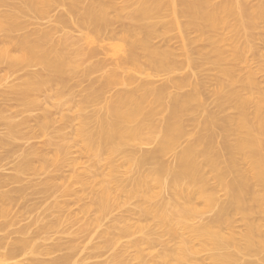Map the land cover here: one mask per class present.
<instances>
[{
  "label": "rangeland",
  "instance_id": "obj_1",
  "mask_svg": "<svg viewBox=\"0 0 264 264\" xmlns=\"http://www.w3.org/2000/svg\"><path fill=\"white\" fill-rule=\"evenodd\" d=\"M79 1L81 3L78 7L79 12H83L82 5L99 4V0ZM102 1L109 6L108 10L112 14L110 0ZM120 1L116 2L120 5L123 0ZM170 1L172 0H162L168 9ZM69 2V0H0V37L5 35L20 38L26 33L39 30L51 33V38L37 45L32 44V36L27 42L16 46L0 42V74L3 75L0 80V101L2 102V96L10 91L12 85L19 82L12 81V76H16V72L10 68L19 69L17 78L24 75V72L44 73L45 87L49 91L46 92L47 95L44 94L47 97H40L38 94L30 96V99L38 100L36 103L38 108L34 105L32 108L25 107L27 110L30 109L27 112L23 106L12 105L14 101L10 106L8 104L11 101L8 104L3 101L5 106L0 102V136L6 131L5 123H20L30 116L32 119V115L38 118L37 121L34 118L37 123L29 118L31 122L28 123L30 124L28 127L34 126L35 130L31 131L25 127L29 130L25 132L26 137L33 133L35 138L28 137L32 139L28 141V138L24 137L23 128L24 139L14 140L15 145L10 142V146H13L11 148L8 146L9 149L13 148L14 153L17 151L15 155L12 153L15 157L9 155L10 158L20 161L22 151L14 149L17 144L22 146L24 151L29 145L35 146L34 148L47 145L44 147V155L34 162L39 174L34 176L32 182H29L31 180L29 177H23L28 183H33L34 188L39 186L35 184L44 183L40 184L39 188L46 191L43 196L34 195V188H30V185V190L28 188L25 194L21 195L22 201L19 199L16 202L20 204L17 206L15 202L12 203L14 207L10 208L12 211L11 214L9 212L10 216L4 217L0 214V223L8 221V225L4 221L8 227L3 223L4 229L0 228L8 231V234L3 231L4 235H7L4 236L0 231V238L9 236L7 241L4 240L6 245L3 241L4 245H1V241L0 245L3 248L6 246L8 249H16L25 243L24 253L14 259L23 264H45L68 253L73 257L70 258V262L72 261L70 264H166L162 260L164 255L177 251L179 244L178 241H170L171 236L158 214L167 212L169 225L175 229L179 228L180 224L175 220L178 208L174 207L175 205H167L164 208L163 198L170 197L171 193L173 195L171 204L184 203V206H190L189 224L207 223L208 227H213L208 221L213 218L217 208L226 198L225 191L214 180L213 171L206 172L205 169V179L202 183L198 180H177L174 175L179 171L176 155L198 132L196 122H202L207 114L213 111L219 113L214 104L216 98L213 93L217 88L216 78H220V75L216 67L202 59L204 56L200 53L207 52L208 46L203 41L201 44L196 40L193 32L188 34L189 37L184 32L183 40L189 41L191 38L189 42L192 43L186 49L190 50L189 58L198 67L187 66L188 59L183 55L179 36L182 28L175 24L170 11L166 12L162 21L154 27L157 37L163 35L165 43L161 37L152 39V42L157 46L163 42L162 45L165 44L163 49H170L175 54L173 58L175 62L181 63V68L174 70L153 68L149 62L150 55H147L148 60L139 55L137 61L117 67L115 58L120 57L128 49L132 35L116 37L110 35L109 38L106 34L108 39L104 35L102 39L105 38L101 41L97 31L78 24L76 17L78 14L71 10ZM131 2V9L138 6V0ZM223 2L225 0L212 1L213 4ZM256 2L257 0H250L251 4ZM125 22L128 26L132 25ZM148 22L150 23V20ZM116 25L114 27H117ZM148 27L146 40L150 42V24ZM263 28L252 32L258 36L255 38L257 34H251L255 38L248 42L251 51L245 55V65L241 64V68L239 67L242 69L240 71L242 76L248 71L252 72L255 85L262 91H264ZM157 41L158 44H155ZM162 45L159 47H163ZM90 49L102 52L95 50L100 55L88 59L84 53ZM30 53L31 62L21 60L23 54ZM5 69L15 74H9V71L4 73ZM179 80L185 82L183 87L185 91L177 90L172 85L173 81ZM150 82L156 87L169 82L168 85L171 86L169 92L172 94L190 92L196 84L200 85V97L201 101L203 100L201 110L185 116V124L188 125L181 130L185 135L180 137L177 143H171L173 140L171 134L164 136L162 133L161 121L166 115L167 99L150 105V98L148 102H141V92L135 91L139 83ZM201 83L206 84V90L202 88ZM251 92H255V89L252 88ZM35 108L39 110H31ZM224 114L234 115L231 111ZM220 115L223 116V113ZM216 132L218 134H215ZM220 132L218 129L214 131L215 147H219L223 142L224 135L222 134V137ZM3 148L0 151L5 149ZM28 149L30 150V147ZM151 153L157 154L156 160L139 163L141 157H147ZM15 161L5 163L7 167L0 169V174L13 175ZM8 163L13 164L12 169L10 168L12 165ZM58 168H63L64 172L60 174L54 171ZM48 175L54 178H46ZM23 183L25 181L14 186L15 188L24 186L27 182ZM200 188L211 191L206 190L207 194L201 196ZM29 192H32L31 195ZM45 194L47 197L49 195L47 200L38 204L40 202L38 200L41 202L44 200ZM24 201L27 205L23 206ZM34 204L36 207H32ZM16 206H20V209ZM27 207L32 210L26 209ZM226 219L231 223V227L227 228L225 224L217 226L220 233L227 239L229 237L238 239V233L242 235V229L243 232L245 230L243 223L236 215H230ZM24 226L26 229H23ZM42 226H45L46 230ZM13 231H18L20 235L18 232L11 233ZM177 231L179 233L181 230ZM184 237L192 246L191 252L187 253V258L192 264H244L246 261L257 262L260 256L255 255L256 252L246 253L243 248L244 241L241 239L223 241V244L217 246L205 239L201 241L195 238L190 241L187 235ZM22 239L28 241H20ZM55 245L60 247L53 252ZM71 245H75L76 250L70 252L67 247ZM4 249L0 248V254ZM260 254L264 257V252ZM218 256L219 259L223 258V261L216 262ZM116 257L119 261L115 260Z\"/></svg>",
  "mask_w": 264,
  "mask_h": 264
},
{
  "label": "bare ground",
  "instance_id": "obj_2",
  "mask_svg": "<svg viewBox=\"0 0 264 264\" xmlns=\"http://www.w3.org/2000/svg\"><path fill=\"white\" fill-rule=\"evenodd\" d=\"M69 1L71 10L75 11V14H78L76 16L78 24L84 28L97 31L101 37V41L105 38L102 39V36H106V34L109 35V38L111 36L116 37V35H132L130 36L128 49L125 50L120 57L118 56L115 58V65L117 67L125 66L130 62L137 61L139 55L141 58L148 60L147 55H150L149 62L153 68H171L173 70L181 68V63L175 62L173 58L175 54L170 49H163L165 45H162L164 42L163 35H159V38L161 37L163 42L158 40L162 42L161 45L163 47H159L161 45H154L152 42V39L158 38L157 31L154 30L155 24L162 21L165 13L168 11H170L175 24L182 28L179 36L181 39L182 51L184 52L183 55L188 59L186 64L189 68L196 65V63L189 58L188 51L190 52V50L186 49V47L189 48V44L191 45L192 42H189L191 38L189 41L183 40L185 35L184 32L187 36L189 33L193 32L196 35L194 36V38L196 37V40H199L201 44L202 41L204 44L206 43L208 51L203 54L200 53V55L204 56L202 59H206L205 62L216 67L220 75V78H216L217 88L213 93L216 98L214 101L215 103L211 101L212 99L210 100L216 104V109L219 113H214L213 111V113L207 114L202 122H196L198 132L193 137L192 141L176 155L179 171L174 173V175L177 180H198L202 183L205 179V169L206 172L207 170L213 171L214 180L218 186L225 191L226 198L217 208L213 218L208 221L213 225V228L206 226L207 223L200 225L189 224L188 221H190L191 214L190 206L186 207L184 206V203L171 204V196L173 197L171 193L170 197H164L162 202L164 208H166L167 205H175L174 207L178 208L175 213V220H177L180 225L179 228L175 229L169 225L170 220L167 212H161L158 214L161 221L166 225L167 231L171 236L170 241H178L179 244L177 251H173L171 254H165L162 260L166 264H192L187 258V253L192 250L191 243L185 241L184 236L187 235L190 241H193L195 238H199L201 241H204L203 239H205V241H210L217 246L223 244V241H240L241 239V241H244L243 248L246 253L256 252L255 255H260L257 262L246 261L244 264H264V257L260 254V252H264V91L255 85L251 71L249 72L247 70L249 73L246 72V74L242 76L240 73L242 69H239V67L241 68L240 65L246 62V53L251 51V48L248 47V42L254 40L258 36L257 33L253 34L252 32L259 31L260 29L262 30L264 27V0H257L255 4H251L250 0H225V2L220 4H213V0H172L169 3L170 9H168V6H166L162 0H138V6L134 9H131V0H123V2H121V0L120 5L116 2L117 0H110V7L113 9L112 14H110L108 10L109 6L104 4V1L102 0H99L97 6L92 3L82 5L83 12H79L78 10V7L81 5L79 0ZM149 20L150 23L148 22ZM125 21L132 25H126ZM115 24H117V27H114ZM149 24L150 42L146 40ZM39 31H34V33L32 32L29 34L26 33L20 37L21 39L15 37L10 38L4 35L0 37V42L1 44H4L5 42V44L16 46L19 43L22 44L23 42H27V39L32 36V44L37 45L41 41L51 38V33L49 31ZM251 34L257 35L253 38ZM70 39L72 38L70 37ZM106 39H108L107 36ZM158 41L157 43H155L156 41L154 43L158 44ZM95 50L96 49H90L84 54L88 59H94L95 56L98 54L100 55L102 52L96 50L97 52H100L97 53ZM30 58L31 53L27 55L23 54L21 56V60L25 62H31L29 60ZM11 69L16 72L15 76V73H12L13 71L10 72L7 70L9 71V74L12 73L14 75L12 76V81L15 80V82H17V80H19V82L12 85L10 91L2 96V102H0L1 104L4 102L8 104V102L11 101L8 104V106H10L12 101H14L12 105L18 107L23 106L24 110L26 109V112L30 111V109L27 110V108H32V105L35 107L38 100L34 98L30 99L29 97L34 94L44 97V94L49 92L45 87L46 75L38 71L30 73L24 72V75H20V77L17 78V71H19V69L10 68V70ZM7 71L5 69L4 73ZM238 74H240V76ZM2 76L0 74V80L2 79ZM181 80L172 82V85L177 88V90H183L185 82ZM168 83L169 82L159 87L153 86V83L151 84V82L150 84L139 83L136 86L135 91L141 92V102H148L150 98V105H154L158 102L160 103L167 99V104L165 106L166 115L161 121L162 133L164 136L171 134L173 138L171 143H177L178 140H180V137L185 135V132L182 133L181 130L185 129V125H188L185 124V116H190L197 112L202 106L201 103L203 100L201 101V90L200 85L198 84H196L190 92L172 94L169 92L171 86L170 84L168 85ZM202 84L203 83H201L202 88L204 87L206 90V84ZM252 88L255 89V92H251ZM41 93H43V95ZM10 95H12V97ZM8 106L6 107L8 108ZM12 107L13 106H11V108ZM39 109H41V106ZM39 109L35 108L31 110L34 111ZM228 111L233 112L234 115L231 116V114H228V116L227 114H224L226 112L228 113ZM220 113H223V116H219ZM35 116L32 115V119L31 116L29 118L32 122L37 123L36 121L38 118H35ZM29 118L22 120L20 123H5V125H7L5 128L6 131L0 136V149L3 147L5 148L0 151L1 153L3 152V154L0 153V163L2 164L4 162L0 165V167H3L0 168L1 170L4 169V164L10 162V159L15 157L13 155L17 153V151L14 153L15 151L13 148L9 149V147L11 148L15 145L13 141H16L17 139L22 140L24 139L22 138V134L29 132V130H35L33 128L34 126H31L33 129L28 127V125H30L28 123L31 122H29ZM34 118L36 121H34ZM25 127H28L29 130ZM23 128L25 129L24 133L22 132L24 130ZM215 129H218L222 132H220L221 135H224V137L222 135L224 140L222 138L223 142L220 143L221 145L219 147H215L213 142ZM26 134L27 133H25L24 136L25 138H31L35 135L32 133L33 135L31 134L30 136L29 134L27 135L28 137H26ZM215 134L218 133L216 132ZM29 138L27 139L28 141L32 140ZM10 142L13 144L12 146H10ZM45 146L47 145L44 144L43 147L34 148L35 146L33 147V145H29L30 150L28 149L29 147H26V152L22 150V146H19V144L14 146V149H20L19 151H22V154L20 155L21 158L16 156L17 158H20V161L16 160L17 163L15 159H13L15 161L14 167L13 164L8 163L9 165H12L11 167L9 166L11 169L13 167V175H9L10 173L8 175L4 173V175L0 174V214L2 216H10L12 212L10 208L14 207L12 203L14 204V202L16 203L19 199H23L21 195L23 196V194H25V190H27L30 185V188H34V184L28 183V180H25L23 177H29L28 179H31L29 182H32V180L35 179L34 176L36 177L39 174L38 170L34 167V162L38 161L44 155ZM12 153L14 154L12 155ZM9 155L11 157L13 156V158H10ZM157 157L156 153H151L147 157H141L139 163L143 164L150 160H156ZM5 167H7V165ZM13 170L11 171L13 172ZM54 171L60 172V174L64 172L63 168H58ZM30 176H33V178H30ZM46 178L54 177L48 175ZM23 181H25V183L27 182L28 185L26 186L27 183H23L25 184L24 186H16L15 188L14 185ZM40 184L44 185V183H37L35 186H41ZM39 186L37 187L39 188ZM37 187H35L34 190L37 189ZM30 188L28 190H30ZM200 189L201 196L207 194L206 190L208 192L211 191V189ZM34 190V195H42L44 191H46L40 188L37 189V191ZM29 193L31 195L32 192ZM48 197L46 195L42 202L41 200H38L40 201L39 203L35 202L41 204L47 200ZM26 203L27 202L22 205L24 206ZM19 204L20 203H18L17 206ZM23 206L21 208H23ZM34 206L36 207L35 204L32 207ZM26 209L32 210L30 207H27ZM230 215L238 216L243 223L242 225H244L243 228L245 230L243 232L242 229V235L238 233V239L230 237L227 239L220 233V228L217 227L221 224H225L227 228H230L231 223L226 219ZM4 221L0 223V225L2 224L0 226L1 229H4V227L8 225V221H5L7 225ZM186 221L187 223H185ZM47 224L48 223H46V225ZM48 226L50 228L51 224ZM42 227L46 230L45 226ZM1 229L0 231L3 232L4 230ZM23 229H26V227ZM179 229L181 231L178 233L177 230ZM232 229H234V227ZM4 232H6V230ZM4 232L2 235H4ZM17 232L13 231L11 233ZM6 233L8 234V231ZM8 237L0 238L1 245L5 244L4 240L7 241ZM25 240L26 239H22L20 241ZM2 241L4 244H2ZM25 246V243L16 249H8L6 246H4V249L3 246H1L0 248H2V250L4 249V251L0 254V264H21L22 262L19 260V262H16L14 259L24 253ZM58 247L60 246L55 245L53 252L55 249H58ZM67 249L72 252L76 250V246L71 245L67 247ZM71 256L70 253L64 254L53 259L49 263L46 262L45 264H70L72 262H70V258H73ZM117 259H119L118 257H116L115 260L119 261ZM214 259L215 257L213 260ZM215 260L216 262H219L221 260L223 261V258L219 259L218 256V259Z\"/></svg>",
  "mask_w": 264,
  "mask_h": 264
}]
</instances>
